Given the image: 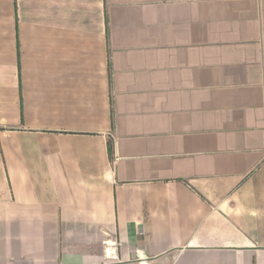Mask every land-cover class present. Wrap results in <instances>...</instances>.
<instances>
[{"label": "crops", "instance_id": "0c3cea01", "mask_svg": "<svg viewBox=\"0 0 264 264\" xmlns=\"http://www.w3.org/2000/svg\"><path fill=\"white\" fill-rule=\"evenodd\" d=\"M0 264H264V0H0Z\"/></svg>", "mask_w": 264, "mask_h": 264}, {"label": "built area", "instance_id": "2783aa9c", "mask_svg": "<svg viewBox=\"0 0 264 264\" xmlns=\"http://www.w3.org/2000/svg\"><path fill=\"white\" fill-rule=\"evenodd\" d=\"M106 261H116L115 246L107 248L104 252Z\"/></svg>", "mask_w": 264, "mask_h": 264}, {"label": "trees", "instance_id": "16d2710c", "mask_svg": "<svg viewBox=\"0 0 264 264\" xmlns=\"http://www.w3.org/2000/svg\"><path fill=\"white\" fill-rule=\"evenodd\" d=\"M111 152V151H110Z\"/></svg>", "mask_w": 264, "mask_h": 264}]
</instances>
